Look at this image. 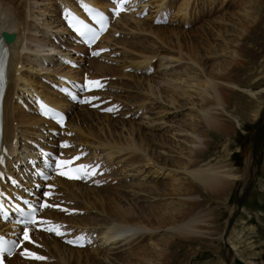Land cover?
<instances>
[{"label":"rangeland","instance_id":"obj_1","mask_svg":"<svg viewBox=\"0 0 264 264\" xmlns=\"http://www.w3.org/2000/svg\"><path fill=\"white\" fill-rule=\"evenodd\" d=\"M20 1H24L23 4H20ZM57 1L58 0H15L14 4L18 2L15 4L17 7L23 6V9L19 8L21 16L25 15L23 18L28 19L26 24L28 25L26 26V36H38L35 31L30 29L34 25L40 26L41 28L39 30L44 29L51 31L52 28H55L53 26L57 25V8L55 9ZM163 1L155 0L154 2V0H149L148 2L150 5L152 3L155 4L151 5V8H153L152 11L159 8H166L162 7V5H168V8L172 10L173 14V16H171V22L167 24L169 27L179 28L180 31L186 34L187 38H201L200 42L202 43H204L203 40L205 38V33H207L209 34L212 43H219V52L215 54H208L207 51L203 52L201 61L205 66V73H200L199 66H192L191 61L185 58L177 48L173 47L174 49H172L168 44H164L163 42L158 41V39L155 40V44L151 42L154 47L153 49H155L151 53L147 54L139 49V47L147 46L149 43L142 41L156 37L154 34L149 36L146 33V30L128 24H125L123 29L118 31L120 32V35L117 37L115 36L116 39H119L116 48L120 50L117 51L116 56L111 57L114 58V61L108 59L106 62L111 63L110 65L122 64L124 62L125 69L118 72L117 75H114L117 77L116 80L115 77H112V80L115 82L112 83L113 86L110 88V91L118 94L116 97H120L119 99L125 102L128 110L127 113L124 112L116 117L108 115L107 113H104V115L109 116L110 120H117L120 125L118 128L120 129L121 124L123 123L122 119H125V128L122 129L124 134L127 131L126 128L132 125L140 131L144 130L149 137H152L151 134H154L155 138L154 141L150 143L151 147L157 149V152L155 151V153L161 154L160 158H156V163H159L160 166V161H167L168 164H173L171 161V159H173L176 164L172 167L173 169H176V171L172 172L174 174L172 177L165 175H158L157 177L153 171L154 169L152 165L148 166V164L142 166L145 163L139 162L138 159L140 156L137 157V154H139L140 151L138 149H134L135 155H133L134 157L136 156L135 158L138 160V163L131 160V158H133L131 154H129L130 158L128 159L132 162L125 158V155L122 152H125L128 149L121 150L122 152L116 151L117 153H114L113 155V162L114 165L118 164L117 166H119V169L107 179V186L101 188L110 187L109 189H111L112 187H116V189L104 193L111 196L120 194L122 204L127 205L134 201V204L141 206L146 211H150L151 207L149 206L154 205L159 201H164L169 204V201L171 200L172 206L168 209L166 219L169 218L168 216H170V218L173 215L178 216L180 213L187 210V213L191 212V215L200 212L203 214V217H201L202 221H200L198 225L201 228L200 231H202V233H177L173 230H166L165 227H161L155 229L157 232L154 237L150 236V233L144 234L143 237L130 246L113 247L112 249H109L108 247L111 245L104 247L99 245L100 241H97L95 248L92 247L91 250L85 248L81 251L90 254L92 264H125L124 261L126 260V264H144V261L141 260L142 258L137 259L138 255H132L133 253H131V249L133 250L134 247L140 248L141 246L145 248L147 245L150 247L152 241L158 238V240H160L158 246L151 245L150 248L144 249L145 254L147 250L150 253L147 258L152 259L147 263L154 261L156 264H164L165 261L166 264H264V0H254L255 2H251L253 0H190L188 7L186 8L187 12H189L186 15L189 17L185 16L184 18L182 17V12L179 13L178 11L179 6H176L179 4L181 5L182 3L180 2H183L182 0ZM173 3H175V5ZM50 4H52L51 7ZM157 5H159V7ZM176 7H178L177 10ZM248 10L251 12H249V14H251V22L246 23L244 21L245 16H242V14L244 15ZM177 12L178 14L176 15ZM254 12L255 14H253ZM146 18H142V20H149L148 22L154 26H167L155 25L152 21L153 15ZM241 18L243 20H241ZM183 19L184 21L186 19L188 20L182 22ZM214 20L216 22H214ZM132 21L134 20H129L128 23ZM186 23H189V25H185ZM24 24L25 22H23V25ZM200 25H202L201 28L193 30ZM225 27H229L228 32L225 31ZM56 28L54 30H60L59 27ZM214 28L221 29L223 32L221 34L222 36L217 37L215 35L216 29ZM39 34L41 36L42 33ZM26 36L22 38L26 42V44L24 43L25 51L23 52L30 58L32 57L31 59L35 64L34 67L39 68L42 60H38L37 57H43L50 54V52H48L49 50L46 51L47 48L45 46L44 48H41L43 46V43L41 42L43 41L36 43L31 42V46L27 41L28 36ZM132 39L138 41L137 44L134 43V46L131 44L133 41ZM51 41L50 37H48V43L45 42V44H51L49 43ZM139 44L143 45L140 46ZM234 49L239 51L236 56L233 55L235 54L233 53ZM171 54L175 55L174 61L170 57ZM26 55L25 57L21 55L22 61H24V66L21 67V70L25 74H27L26 71L28 68H32L30 67L31 64H28L27 62L25 64V61L27 60L26 57H28ZM36 55L37 57H35ZM142 57H151V61L149 64L141 63V68L139 64H134V62ZM46 59L50 60L51 64H41L50 69H40L41 71H44L42 73L39 72L40 70H37L40 75L52 73L50 72L52 70L51 68L56 67L53 65L54 61L51 58ZM118 59L120 60L118 61ZM160 62L162 65H160ZM88 64L89 62L85 63L84 67L87 66L85 69L90 68L88 67ZM147 65H154L156 68L150 75L143 70L144 67H149ZM186 70L190 71L189 74L184 73ZM34 71H36V69H34ZM217 72L220 74L218 79L221 84L220 88L224 93H222V95L223 97L225 96V98L228 97V100L226 99V103L222 106H218V111H215L219 112V114H217L220 115H217L219 121H214L218 125V128H215L216 124L212 127H208L209 125H204V122H201L199 117H193V114H191L190 111L195 113L194 110L196 109V106L190 104L189 101L194 99V102L197 103L201 99V97L196 94L198 93V90L195 89L196 84L202 83L206 76L214 78ZM96 74L101 76L99 72ZM197 74L200 76L194 78ZM133 75H148V77H154L155 79L151 81L154 86L156 85L155 93H153L154 95L149 93L148 90H142V88L135 83L134 79L136 76L132 78ZM187 76L192 77L190 83H193V85L190 88H187L188 94L191 98L187 97L188 103H186L184 97H179L177 100L178 102L171 104L169 100H167L168 98L165 97V92L163 90L166 87H179L178 90H181L180 88H183L184 82H181L182 80L180 81L179 78L186 79ZM227 76H230V78L227 79ZM226 80L231 81L226 82ZM170 82H173L171 83L173 86L170 85ZM143 85L147 86L146 84ZM188 94H186L185 97L188 96ZM15 105H17V103ZM139 109L141 110L139 111ZM130 114L132 115L130 116ZM100 115H103V113L92 111V116ZM102 122H104V119H101V123ZM110 123H113V121H110ZM12 124L16 126V120ZM94 126H96L95 123L93 124V127ZM191 128L199 129L202 133V144L190 142V137L192 136L190 133ZM20 134L21 132L17 133L16 136L20 137V144H23V133ZM89 136V140L92 143L91 145L96 147L95 153L99 154L100 150L105 149L104 152L102 151V156H105L108 149H106L107 146L100 143L102 139L95 135ZM119 137L118 134H113L115 140H118ZM159 139H163V141L166 142V145H159V141L157 142ZM190 148L193 149L192 152H190ZM136 151H138V153ZM147 151H142L144 157H153V159L156 157L155 155V157L153 156L151 151L146 154ZM196 151L200 152L197 153ZM188 153H191V158L193 160L197 159L200 165L208 166L217 164L216 166H219V169L222 171L230 166L234 173L238 174V177L227 186L224 192L213 189H203L202 185L191 177V175H189L182 167L180 168L179 164L176 162L178 159H190L191 161L192 159L187 157ZM121 155H123V157ZM103 159L105 160L104 157ZM140 159H142V157ZM151 163H153L152 160ZM129 164H134L137 169H140V171L142 169V174L146 173L147 175L148 171H151V173L149 172L147 177L143 180H139L142 178L140 176L141 173H134L138 170L133 169ZM116 165L112 168H115ZM223 165H226V167ZM247 167L249 170L246 169ZM164 169L162 171L166 173ZM178 171L180 173H178ZM248 174L250 175L248 181L242 183L243 181H246L245 177H247ZM177 176L185 177L186 179H184V183L190 184L191 187H193V189L190 190V192L193 193L192 196H179L176 191L172 192L169 190L171 189L170 183H172L173 178ZM143 184H145V187L147 188L143 187ZM153 184L160 185L159 187L162 189L163 187H166L163 190L170 195L161 197L156 196L154 194L156 193V189H152L153 187L149 189ZM89 188L91 189L93 187ZM72 189L80 192L84 191L86 186H72ZM134 191L138 193L135 194L136 196L134 195ZM132 197L135 199L133 200ZM90 198H92L91 195H88V198L81 196L78 199L86 201ZM185 198H187V200L198 201L200 205H182L177 200ZM85 211L86 213L79 214L76 218L79 216H88V218H91H87L90 223L88 225H91L95 221H97V223L105 224L106 222L112 221L114 218V216L106 215L99 209L91 206L88 209H85ZM139 211L141 210L138 209L137 212ZM190 218L191 216L187 217L186 220H191ZM142 221L146 222L148 220ZM167 223H169V221H167ZM98 231L99 230H97V233ZM168 231L171 234H168ZM101 237V234H98V239ZM164 238H166L167 243L170 244L169 247L165 243ZM159 248L163 249V253L161 256L158 255L157 257L156 252ZM64 249L65 247L63 246L58 248L53 247L51 250L45 252V254L48 255V259L50 258L49 256L54 259L52 262H46V264H64L59 258L61 254L64 255ZM97 251L101 254L109 252V259L105 260L103 257H95L94 254H96ZM65 254L71 255L69 251H65ZM72 255L73 258H71L66 264H69L70 262H72L71 264H80L81 260L80 263H78L77 259H74L75 256L73 252ZM124 255H128L126 259H123ZM128 258H130V261ZM27 262L33 263L34 261ZM82 264H84V262H82Z\"/></svg>","mask_w":264,"mask_h":264},{"label":"bare ground","instance_id":"obj_2","mask_svg":"<svg viewBox=\"0 0 264 264\" xmlns=\"http://www.w3.org/2000/svg\"><path fill=\"white\" fill-rule=\"evenodd\" d=\"M60 1L69 2L72 0H60ZM88 1H92V0H88ZM182 1L183 2L179 1L180 3H182L181 5L180 4L176 5V6H179L178 11H179V13L182 12L183 18L185 16L189 17L188 15H186L187 13H189V12H187L186 8L188 7L190 0H182ZM14 2H15V0H0V33H3L4 31H9V32H14L16 34L15 40L12 41L11 43H9L10 47H11V54H10V58H9V66H7V78L5 81V83L8 86V89H7L6 97H5L4 121L3 122H4V129H5L4 139L7 143H9V145L12 144V146L14 148L11 149V151L13 153L17 154V153H19L20 145L18 143V140L12 141L14 138L18 139L16 134L20 133V132H21V134L23 133L22 135H24L23 136L24 140H27L28 139L27 137L32 138V136L39 134L38 133L39 125L41 123H45L46 121L44 119H41L40 117L36 116L35 114L34 115L31 113L28 114L25 111V109H22L18 104L15 105L16 103L14 102L13 97H12L13 93L19 92L20 88L21 89L27 88V89H34V90L38 89L39 91L43 92L47 98H50L52 101H55L56 103H60V101H62L63 98L56 93H52L49 88H46L47 85L40 81V73L39 72L42 73V72H44V71H41L42 69H50V68L43 66L41 64V63H44L43 61L40 63L41 68L40 67L35 68L34 67L35 66L34 61H32V59H31L32 57L30 58L28 55H26V53L23 52V51H25L24 43L26 44V42L22 38L26 36V26H28L26 24L28 22V19L23 18V16L25 17V15L21 16V14L19 13L20 12L19 8L23 9V6L17 7V5H15V4H17L18 2H16L15 4H14ZM23 2L24 1H22V2L20 1V4H23ZM95 2H100L99 5H104V0H95ZM154 2H155V0H154ZM251 2H255V1L253 0ZM158 3H160V2H158ZM152 4H154V3H152ZM173 4L175 5V3H173ZM24 5H25V3H24ZM51 5L52 4H50V7H51ZM159 5H157V6L159 7ZM167 6L162 5V7H167ZM56 8H57V4H55V9ZM177 8L178 7H176V10H177ZM151 9H153V8H151ZM249 12H250V10L246 11L244 15L242 14V16H245L244 21L246 23L251 22V19H250L251 14H249ZM177 14H178V12L176 13V15ZM253 14H255V12ZM129 20H134V21L128 23ZM186 20H188V19H186ZM241 20H243V19L241 18ZM148 21L142 20L140 18H135V16H133V15H122L121 18L118 19L116 21V23L113 25L114 27L111 30H109V32H107V35L105 37H103V40L106 41V44L112 43L111 45L116 46L119 39H116V37H114L113 33L123 29V26L125 24H128V25L136 27V28H140L142 30H146L147 31L146 33L149 36L154 34L156 37L151 38V39L149 38L150 40L147 39L145 41H142V42L149 43V44H147V46L145 45V47H139L138 46L139 49H141L143 52H146L147 54L151 53L153 50H155V49H153L154 47H153V44H151V42H153L155 44V42H156L155 40L158 39V41L163 42L164 44H168V46L171 47L172 49L177 48L182 53V55L185 56V58H187L188 60L191 61L192 66H199V72L200 73H205V66L202 64V61H201L202 56H203V52L207 51L208 54H215V53L219 52V49H218L219 43H217V42L212 43L210 36L207 33H205V38L203 40L204 43H202V42H200L201 38H196V39L187 38L186 34L183 33L182 31H180L179 28L169 27L168 25L167 26H154V25L150 24ZM152 21H153V19H152ZM23 22H25L24 25H23ZM214 22H216V21L214 20ZM31 23H32V21H31ZM46 23H48V22H46ZM56 23H57V25L54 24L55 26H53V27H55V28L59 27V29L61 30V32H59V33L61 35L66 33V30L62 24V21L59 19V16H57ZM120 24H121V26H120ZM32 25H33V23H32ZM49 25H50V23H49ZM201 27H202V25L197 26L193 30H197ZM40 28H41L40 26L34 25L30 29L32 31H35L38 34V36L29 37L27 35L28 37L27 36L26 37H27V41L29 42V44L31 42L36 43L39 41H43V42H41V43H43V46L41 48H44V46H45L47 48L46 51L49 50L48 52H50V54L46 53L47 55H45L44 57L45 58H51L54 61L53 65H56V67L51 68L53 71L51 70L50 72H52V73H48L45 75L51 76V75H55L56 73L76 75V73L75 74L73 73V70H71L67 67H62L61 65H59L57 63V61L55 60V57L50 56L53 53L52 51H57L60 46H57L56 44L51 43L52 41L49 42L51 44H45V42L48 43L47 39H48V37L51 36V34H50L49 30H44V29L39 30ZM54 29L52 28L51 31L53 32ZM214 29H216V28H214ZM38 30H39V33H42L41 36L38 33ZM228 30H229V27H225V31L228 32ZM215 32H216L215 35L217 37L222 36L221 34L223 32L221 29L218 28L215 30ZM183 34H185V35H183ZM50 39H51V37H50ZM217 39H219V38H217ZM206 40H208V41H206ZM137 42H138L137 40H133L131 42V44L134 46V43L137 44ZM139 45L141 46L143 44H139ZM118 50H120V49L115 48V49H113L112 52H116ZM221 51H222V49H221ZM233 53H235L233 55L236 56L237 53H239V51L237 49H234ZM21 55H23L24 57H25V55L28 56V57H26L27 60L25 61V64L27 62L28 64H31L30 67H32V68H28V70L26 71L27 74L23 73L21 70V67L24 66V64H23L24 61H22ZM35 57H37V55ZM106 57L110 58L109 55H106L105 58ZM164 57H165V55H164ZM170 57L174 61L175 55L171 54ZM179 58H181V57H179ZM37 59L41 61L42 57L38 56ZM110 59L112 61H114V58H110ZM119 60L120 59H118V61ZM150 61H151V57H142V58H139V60L135 61L134 64H139V65L141 63L149 64ZM88 62H89L88 67H90V68H88V69L84 68L83 70L84 71L85 70L91 71V72L93 71L92 75H95V76H98L96 74L97 72H99L101 74V76H104V75L105 76H114V75H117L118 72L123 71V69H125V66L123 64L124 62L122 64H115V65H110V66L108 64L104 63L102 60H98V59H91V60H88ZM19 65H20V67H19ZM160 65H162V63ZM147 66H149V65H147ZM140 67H141V65H140ZM134 68H137V67H134ZM34 69H36V71H34ZM190 69H191V67H190ZM37 70H40V71L38 72ZM143 70L146 71V67H144ZM189 70L184 71V73L189 74V72L191 71V70L190 71ZM28 71H29V73H28ZM134 76H136L134 79L135 83L139 87H141L142 90H148L149 93H151V94L155 93V90H156L155 86L156 85L154 86L151 82V81H153V79H155L154 77H152V76L148 77V75L147 76L133 75L132 78H134ZM199 76L200 75L197 74L194 76V78H197ZM219 76H220V74H218V72H217V74L215 75L214 78L206 76V78H204L202 83L196 84L195 89L198 90V93H196V94H197V96L199 95L201 97V99L197 103L194 102V99L189 101L190 104H192L193 106H196L195 107L196 109L195 110L193 109L195 113H193V111H190V109H189L191 114H193V117L194 116L199 117V120H201V122H204V125L205 124L209 125L208 127H212L213 125H215L216 124L214 122L215 120L219 121V118H218V116H220V115H218L219 112H215V111H218L217 110L218 106H222L223 104H225L226 99L228 98V97L225 98V96L223 97V95H222L223 91L220 88L221 84H220V81L218 79ZM177 78H179V77H177ZM229 78H230V76H227V79H229ZM179 79H180V81L182 80L181 82H184L183 88H180L181 90H178L179 87H175V88H167L166 87L163 90L165 92V97L168 98L167 100H169V102L171 104H175L176 102H178L177 100L179 97H184L186 103H188L187 97L191 98V96H189V94H188L187 88H190L193 85V83H190L192 80V77L187 76L186 79L185 78H183V79L179 78ZM175 81H178V80H175ZM227 81H231V80H226V82ZM112 83L109 84V87L113 86ZM171 83H173V82H170V85H172ZM232 83H234V82H232ZM134 84H133V86H134ZM143 84H146L147 86H144ZM161 92H162V90H161ZM107 94H109L110 97L112 95H115V96L118 95V94H114L113 92H107ZM186 94H188V96L185 97ZM210 97H212V98H210ZM186 103H183V104H186ZM140 107H142V106H140ZM219 108H221V107H219ZM72 111H73V114L70 115V118L68 120V127H69V129H71L75 132V135L73 136L74 140L77 141L78 144L86 145L88 148H90L92 150V152L94 154H96L95 153L96 147H93L91 145L92 143L89 140V137H90L89 135H91V136L95 135L96 137L101 138L102 140L100 143L107 146L106 149H108V152L106 153V155L104 157L105 160L102 157H100V158L103 160V162L105 163L107 168H111L112 174L115 173L117 169H119V166H117L118 164L116 165L117 166L116 169H114V168L112 169V167L114 165V162H113L114 153H117L116 151L128 149L125 152L121 151L122 153H124L125 158L128 161L130 160V159H128V158H130L129 154H131L133 157V158H131L132 161L137 162L139 160V162L145 163L142 166H145L148 164H149L148 166L152 165V167L154 169L153 171H154L155 175H157V177H158V175H162V176L165 175V176H169V177H172L174 175L172 172H175L176 169H173L172 166H175L176 163L173 159H171V161L173 163V164L170 163L171 165L168 164L167 161H164V162L160 161L161 166L159 163L158 164L156 163V158H160L161 154L155 153V151L157 152V149L151 147L150 143L152 141H154V138H155L154 134L153 135L151 134L152 137H149L146 135V132L144 130L140 131L139 129L135 128L133 125L128 126L126 128L127 131L124 134L122 129L125 128L124 127V120L125 119H122L123 120V123H122L123 126L121 124V129H120V128H118V126H120V125L118 124L117 120H110V117L107 115H104V113H103V115H100V116H92V111H96L97 113H99V111L94 110V109H88L85 106L79 107V108H73ZM121 113H124V112H121ZM125 113H127V111H125ZM101 119H104V122L101 123ZM15 120H16V124H17L16 126H14L12 124V123H14ZM110 121L111 122L113 121V123H110ZM94 123L96 124V126L93 127ZM119 123H121V122H119ZM186 123H188V122H186ZM215 128H218L217 124L215 125ZM190 133L192 134V136L190 135L191 136L190 142L202 144L201 137L203 135L199 131V129L191 128ZM113 134H118L120 136L118 138V140H115L113 138ZM120 139H124V140H120ZM158 141H159V143H158L159 145H161V146L166 145L165 144L166 142H164L163 139H161V140L159 139V140H157V142ZM14 142L16 145H18L17 147H15L13 145ZM95 142H96V140H95ZM87 147H85V148L88 149ZM135 148L140 151V153L137 154V157L140 156V158L142 157V159L139 158L137 160L135 158L136 156L135 157L133 156V155H135V152H134ZM104 150L105 149L100 150L99 153L102 154L104 152ZM147 150L151 151L153 156L155 155L156 157L154 156L155 157L154 159H153V157L152 158L151 157H149V158L144 157L142 154V151L146 152ZM190 150H191L190 152H192L193 149L190 148ZM149 151H147L146 154H148ZM136 152L138 153V151H136ZM199 152H197V153H199ZM121 156L123 157V155H121ZM187 157L191 158L192 154L188 153ZM151 160L153 163H151ZM192 160L190 161V159L189 160L178 159V160H176V162L179 164L180 168L182 167L189 175H191V177H193L198 183H200L202 185L203 189H206V190H209V189L212 190L213 189V190H218L220 192H224L226 190L227 186L229 184H231L235 178L238 177V174L234 173V171L231 169L230 166L226 167V165H223L226 168L225 169L222 168L223 169V171H222L219 169V166H216L217 164L204 166V165H200L198 163L197 159H195L193 161ZM130 166L133 169H137V167H135L134 164L130 165ZM136 166H137V164H136ZM163 169L165 170L166 173H164L162 171ZM246 169L249 170L248 167ZM137 170L138 171L134 170L135 171L134 173H136V174L139 172L141 173L140 176L142 178L139 180H143L145 177H147L149 172L151 173V171H148V174L146 175V173L142 174V172H141L142 169H141V171H140V169H137ZM149 170H150V168H149ZM178 173H180V172L178 171ZM116 176H117V174H116ZM249 177H250V175L248 174V176L245 177L246 181H243L242 183H246L248 181ZM184 179H186V178L181 177V176H177V177L173 178V180H172L173 182L170 183L171 189H169V190L172 192L176 191L177 195H179V196L180 195L185 196V197L186 196H192L193 193H191L190 190L193 189V187H191L190 184H185ZM56 183L59 184L58 191L63 192V197H65V199L68 200L70 203L72 202L70 204V207H78L81 210V209H88L91 206V207H94L96 209H99L101 212L105 213L106 215L114 216L113 220L109 221L110 223L106 222L105 224H101V223H99V222L97 223V221H95L91 225H88V224H90L88 219H91V218H88V216H79L78 218H75L76 214H74L72 217L61 216V219L63 221L74 222L78 226H81V227L90 226V230H92L93 232H97V230H99L98 234H101V236H102L101 238H99L97 240V241H100L99 245L104 246V247L107 245H111L110 247H108L109 249H112L113 247L130 246L135 241H137L141 237H143L144 234L150 233V236L154 237V235L157 232L155 229H158L161 227H165L166 230H173L174 232H177V233H189V232L190 233H193V232L194 233L195 232L202 233V231H200L201 228L198 225V223L200 221H202L201 217H203V214L200 212L196 213L195 215H191V212L187 213V211H188L187 210L185 212L180 213L178 216L173 215V216H171V218H170V216H168L169 218L166 219V216H167L166 214L168 212V209L170 206H172L171 200L169 201L170 202L169 204H167L164 201H159L156 204L149 206V207H151L150 211H146L141 206L134 204V201H132L133 203L128 202L129 204H127V205L122 204V202L120 200V197H121L120 194L111 196V195H108L107 193H104V192H110V190H114V189H116V187L111 186L112 187L111 189H109L110 187L101 188V187H105L107 185L98 187L95 184L81 183V182H77V181H67L64 179H57ZM78 185L86 186V189L84 191H80V192L74 191L72 189V186H78ZM143 185L142 186L145 187V184H143ZM153 185L151 187H149V189H151L152 187H153L152 189H156V193H154L156 196L161 197V196H165V195H170L165 190H163L166 187H163V189H162L161 187H159L160 185H154V186ZM89 187H93V188L90 189ZM125 187H128V186H125ZM145 188H147V187H145ZM145 191H147V190H145ZM135 194H138V193L135 192L134 195ZM88 195H91L92 198L87 199L86 201L78 199L81 196L88 198ZM132 199L134 200L135 198L132 197ZM177 200L182 205H184V204H187L188 206L189 205H191V206L192 205H194V206L200 205V203L198 201L190 200V199L187 200V198L177 199ZM151 204H153V203H151ZM138 209H140L141 211L137 212ZM56 214H58V212ZM47 215L51 216V215H54V213H47ZM190 216H191V218H190L191 220L187 221L186 220L187 217H190ZM93 219H95V218H93ZM142 220H148V221L143 222ZM115 221H119V222H115ZM167 221H169V223H167ZM167 233L171 234V233H169V231ZM36 237H37V240L42 244V247H43V249L42 248L37 249L40 253L44 254L48 250H51V248H53V247L58 248L60 246H63V247H65V249L63 251L64 255L61 254L59 258L64 264H66L71 258H73L72 252L74 253V256H75L74 259L76 258L78 263H80V260H81L80 264H82V262H84V264H92L90 254L83 253L81 251L82 249H80V248H72V247L66 246L63 243H61L59 241V239L53 238L50 235L45 234V233H41V232L36 233ZM159 239H161V238H159ZM164 239H165V243L169 247L170 244L167 243V239L166 238H164ZM158 242H160V240H158V238H157V239L152 241L151 245L152 246H158L159 245ZM151 245H150V247H151ZM150 247H148V245L145 246V248L142 246L140 248L134 247L133 250L131 249V253H133L132 255H134V256L138 255L137 259L142 258L141 260L144 261V264L145 263L146 264H151V263L156 264V262H154V261L147 263L151 259V258H147L150 255V253L147 250V252L145 254L144 249H148ZM135 249H137V250H135ZM65 251H69L71 253V255L65 254ZM156 253H157V257H158V255L161 256L163 253V249L159 248V250H157ZM82 254H83V256H82ZM96 254H99V255H96ZM96 254H94L95 257H103L105 260H108L109 255H110L109 252H104L101 254L98 251L96 252ZM53 256H54V254H53ZM127 256L128 255H124L123 259H126ZM118 257H120V256H118ZM167 258H168V256H167ZM129 259L130 258H128V260ZM27 261H29V260H24L22 258H19V256L14 255L10 259V264H46V262H43V261H39V262L34 261L33 263H30ZM124 262L126 264L127 260ZM71 263L72 262H70L69 264H71ZM122 263H123V261H122ZM164 264H166L165 261H164Z\"/></svg>","mask_w":264,"mask_h":264},{"label":"snow or ice","instance_id":"obj_3","mask_svg":"<svg viewBox=\"0 0 264 264\" xmlns=\"http://www.w3.org/2000/svg\"><path fill=\"white\" fill-rule=\"evenodd\" d=\"M122 2V0H121ZM87 7V5H85ZM116 14H119L121 11H123L122 7H116L113 9ZM89 12L92 13V19L95 21V23L99 26L100 31H104L107 28L106 23V17L102 14H98L93 12L91 8H89ZM73 27L75 31L81 36L86 38L87 42L92 43L95 42V40L98 38L99 32L96 28L92 27L89 23H86L84 20L77 19L75 20V23L73 24ZM9 40V35L7 33H0V44L6 43ZM93 55H98V53H93ZM93 84H96L98 82H90ZM111 111V109H108ZM68 145L66 143H61L60 147H67ZM80 157H72L67 160H55V166L56 168H60L62 165L65 167H70L73 165V161L79 160ZM0 163H3V159H0ZM87 165L81 164L78 168H73L72 171H61L59 174L61 176H67L69 179H81V170H84V175H87ZM92 175H95V169L92 170ZM45 197H47L49 194L47 192L44 193ZM24 204L27 205L28 211H25L24 207L20 206L19 204L15 205L16 211L19 212L22 219L20 220V223L24 225L22 230V235L20 238V241H11L10 243H5L2 240H0V264H3L4 260V254L7 253V255L13 254L14 248L21 249L19 254L21 256H24L25 258L37 260V261H43L46 259V257L40 256L35 252L30 251L28 248L24 247V242L27 243H35V241L32 240L30 235V227L29 225L37 226L38 230L41 231H47V232H54L56 236H64L65 233L62 232L61 226L56 225L54 227H47L44 228L43 225L47 223L46 221L38 218L36 213V207L29 203V201L25 200ZM49 205L47 203L43 204L42 207H48ZM3 206L0 205V210H2ZM79 238L76 239H67L65 242L70 245H76L78 244ZM39 246V245H37ZM83 246V245H79Z\"/></svg>","mask_w":264,"mask_h":264},{"label":"water","instance_id":"obj_4","mask_svg":"<svg viewBox=\"0 0 264 264\" xmlns=\"http://www.w3.org/2000/svg\"><path fill=\"white\" fill-rule=\"evenodd\" d=\"M4 33H7L9 35V40L8 41H13L15 39V34L14 33H10L5 31Z\"/></svg>","mask_w":264,"mask_h":264}]
</instances>
